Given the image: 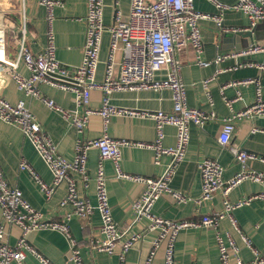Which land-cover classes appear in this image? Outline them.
Listing matches in <instances>:
<instances>
[{"label":"built area","instance_id":"obj_1","mask_svg":"<svg viewBox=\"0 0 264 264\" xmlns=\"http://www.w3.org/2000/svg\"><path fill=\"white\" fill-rule=\"evenodd\" d=\"M6 1L8 4L12 0L9 2L5 0V7L0 8V88L1 78L10 76L24 94L38 97L48 107L63 112L65 117H70L79 132H83L88 126L92 115H99L103 120V134L96 138L78 139L74 158L70 160L58 151L52 137L41 126L24 99L11 102L0 93V119L19 125L52 171L53 185L45 183L26 160L21 161L20 168L33 176L47 197L52 195L56 185L62 182L67 183V195L61 201L62 206L69 204L73 207L67 219L72 215L86 219L95 209L99 211L102 225L99 235L90 238V248L93 251L113 254L118 243H121V264H125L126 254L133 243L143 239L145 235L134 233L123 240L126 231L121 230L115 220L109 200L105 161L110 160L117 177L144 185L143 192L132 204L134 217L132 223L145 218L148 220L146 232H156L145 264L152 263L161 246L164 247V264H176L175 249L179 233L184 229L199 226L214 229L220 264H264L263 252L239 227L233 212L254 201H264V189L236 202L225 199L224 209L221 212L204 214L197 220H174L153 212L155 202L164 193L171 194L178 203L191 199L186 193L174 190L170 181L185 158L190 142L191 124L203 127L209 121L217 120L215 111H205L188 104L186 85L181 75L184 51L191 48L195 53L194 62L202 66L236 55L248 56L254 52L264 51V46L254 43L249 48L241 49L236 53H220L214 61L204 59L201 28V21L204 19H211L216 25L222 27V12L231 9L246 14L249 29H251L257 22L264 20V0H236L234 4L210 0L218 8V12L213 14L197 9L194 0H131L129 13L125 16L121 9L117 8L114 20L109 25L104 22V0H87L83 57L78 65L65 64L56 56L55 33L51 24L54 19L53 9L62 5L61 0H37L46 7L49 22L46 46L38 53L32 52L26 45L27 17L23 0L20 1L18 8L11 7V9L6 6ZM236 30L238 29L235 28L233 31ZM105 31L110 33V44L105 75L102 81H98L96 70L100 61V50ZM21 64L28 70L27 75L20 72ZM254 66L264 72V64L249 60L242 61L229 69L236 70L239 67ZM212 78L204 79L203 85L207 87ZM42 83L71 93L77 105L86 106L85 112L82 115H71L64 111L54 99L46 97L41 92L39 85ZM249 84L256 86L254 101L242 109L235 110L233 103L241 97V87ZM226 86L236 87L237 96L225 98L230 113L222 118L223 126L218 137V140L225 146L232 142V134L238 119L264 117L263 86L257 77L230 81L223 87ZM95 89H99L103 95L102 103L97 108L89 106L92 91ZM165 89L171 91L173 107L170 111L124 108L110 101L111 95L115 92L137 90L161 92ZM114 115L152 119L156 128L154 141H136L110 136L106 128L110 118ZM166 125H173L176 128L177 140L174 146H165L163 143ZM124 146L153 149L156 152L157 163L163 155L169 156L170 160L163 172L155 177L125 173L120 167L121 151ZM92 147L99 151V161L95 177H93L96 184V205L80 196L74 177V174L80 175L85 184L92 178L87 169L88 151ZM231 151L234 158L242 163V169L231 178L223 176L224 166L217 158L208 157L199 163L198 168L202 181V194L199 202L212 199L219 191L228 195L230 190L243 180H251L264 185V173L259 169L248 167L250 161L258 160L264 163V156L233 144H231ZM0 208L2 214L0 264L22 262L28 253L35 255L42 264H54L27 240L26 234L36 229H52L62 232L70 243L71 260L74 264H85L80 244L73 237L68 223L44 219L42 212L25 199L21 189L9 182L1 165ZM225 218L230 221L233 230L239 234L245 246L251 250L253 256L250 260L242 257L233 233L222 230L221 225ZM6 224L17 226L22 231L14 245H11L7 239Z\"/></svg>","mask_w":264,"mask_h":264},{"label":"crops","instance_id":"obj_2","mask_svg":"<svg viewBox=\"0 0 264 264\" xmlns=\"http://www.w3.org/2000/svg\"><path fill=\"white\" fill-rule=\"evenodd\" d=\"M5 0H0V8L5 7ZM22 0H12L6 6L18 8ZM62 5L53 9L54 19L52 28L55 33L56 56L69 65H78L83 57V44L86 32L85 16L87 14V0H61ZM225 4H234L236 0H219ZM24 11L27 17L26 45L34 52H41L47 43L49 22L47 9L37 0H23ZM104 22L109 25L114 20L116 9H121L126 16L130 11L131 0H104ZM195 7L202 12L217 13L218 8L210 0H194ZM18 15V12H17ZM222 27L216 25L211 19L201 21L202 39L204 43V59L214 61L220 53H236L241 49L249 48V39L239 38L241 48L224 51L221 42L222 31L236 29H249V20L239 10H226L222 12ZM255 44L264 46V20L255 24ZM110 33L103 34L100 50V61L96 70V79L102 81L105 75L106 59L109 51ZM195 53L191 48L184 51V65L181 75L186 85L188 104L205 111L216 112L217 120L209 121L203 127L195 124L190 126V142L184 160L178 166L172 176L170 185L174 190L186 193L191 199L178 203L171 194L164 193L155 202L153 212L164 217L182 219H200L204 214L221 212L224 209L225 199L236 202L241 198L257 194L264 189V185L251 180H243L234 186L228 195L221 191L216 192L212 199L199 202L202 194V181L198 168L199 163L208 157L219 159L224 166L223 176L231 178L242 169V163L234 158L231 144L264 156V117L242 118L235 123L232 134V142L223 145L218 137L222 130V118L230 113L225 98L237 96L236 87L226 86L230 81L243 78L257 77L263 86L264 98V72L256 66L239 67L236 70L229 69L242 61H256L264 64V51L254 52L248 56L236 55L225 60L212 62L207 66L194 62ZM20 72L27 75L28 70L21 64ZM213 77L207 84L203 80ZM0 93L11 102L19 99L26 101L29 109L35 114L41 126L50 134L58 151L68 159H73L76 152L78 139L86 140L96 138L103 134L104 124L99 115H92L88 126L83 132H79L72 119L65 117L63 112L52 109L38 97L26 95L18 89L16 82L10 77L1 78ZM41 92L54 99L64 111L71 115H82L86 106L75 103L74 96L66 91L42 83L39 85ZM209 93V97H208ZM102 92L99 89L92 91L90 107L97 108L102 103ZM256 96V86L249 84L241 87V97L233 103L235 110L242 109L252 103ZM211 98V100H210ZM112 104L132 109L166 110L173 107L171 91L165 89L161 92L153 90H137L115 92L111 95ZM107 133L115 138H128L136 141L152 142L156 137L155 122L132 116L114 115L106 128ZM176 128L173 125L165 127V146L176 144ZM121 170L129 174L155 177L166 168L170 158L161 156L156 162V152L146 147H122ZM22 160H26L48 185H53V174L44 159L41 157L31 140L26 137L19 125L0 119V165L4 169L9 182L21 189L23 196L29 203L42 212L46 220L66 221L81 247V253L85 264H121V243H118L113 254L93 251L89 246L91 237L100 233L102 219L99 211L95 209L89 218H78L71 213L72 205H61L66 197L68 185L62 182L55 186L54 192L47 197L33 176L20 168ZM99 161V151L92 147L88 151L87 169L90 177L87 184L82 177L74 174L76 187L80 196L88 199L93 205L97 204L95 177ZM249 168L259 169L264 173V163L250 161ZM105 169L108 176L109 200L112 213L118 222L120 229L125 230L123 240L134 233H144L143 239L133 243L126 254L125 264H145L152 249V242L156 232H146L148 220L141 219L132 223L133 202L139 198L144 190V185L132 180L120 179L116 176L115 168L110 160L105 161ZM234 216L239 227L251 237L253 244L260 248L264 254V201H254L249 205H243L235 209ZM2 218L0 208V219ZM222 230L233 233L240 248V253L245 260L252 258L251 250L245 246L239 234L233 230L228 219H223ZM7 239L14 245L22 234L19 227L6 224ZM27 240L43 255L51 259L54 264H74L71 260L70 243L68 238L60 231L52 229H36L26 234ZM122 240V241H123ZM176 264H220L219 249L214 229L199 226L182 230L176 241ZM12 264H42L38 258L28 253L22 262L14 261ZM151 264H164V247L161 246Z\"/></svg>","mask_w":264,"mask_h":264},{"label":"water","instance_id":"obj_3","mask_svg":"<svg viewBox=\"0 0 264 264\" xmlns=\"http://www.w3.org/2000/svg\"><path fill=\"white\" fill-rule=\"evenodd\" d=\"M255 25L251 29H238L236 31H222L221 42L224 51H229L230 49L241 48L242 45H239V38L246 37L249 39L248 46L254 45L255 37L254 30Z\"/></svg>","mask_w":264,"mask_h":264}]
</instances>
